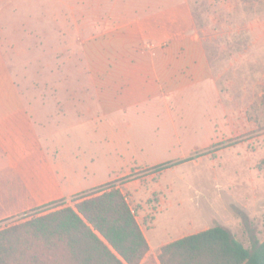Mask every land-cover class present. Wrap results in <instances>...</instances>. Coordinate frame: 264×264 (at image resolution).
Returning a JSON list of instances; mask_svg holds the SVG:
<instances>
[{"label": "rangeland", "instance_id": "1", "mask_svg": "<svg viewBox=\"0 0 264 264\" xmlns=\"http://www.w3.org/2000/svg\"><path fill=\"white\" fill-rule=\"evenodd\" d=\"M6 0L0 47L36 117L50 120L47 150L75 184L94 187L0 220V229L73 206L109 184L124 193L147 239L161 246L221 225L245 246L264 239V0ZM173 9L174 25L198 35L211 78L162 106L99 121L95 80L103 27L134 22L120 12ZM142 21V20H139ZM147 24L152 19L143 20ZM75 124L55 125L54 113ZM65 129V130H64ZM190 158L189 160H184ZM108 177H110L108 179Z\"/></svg>", "mask_w": 264, "mask_h": 264}, {"label": "crops", "instance_id": "2", "mask_svg": "<svg viewBox=\"0 0 264 264\" xmlns=\"http://www.w3.org/2000/svg\"><path fill=\"white\" fill-rule=\"evenodd\" d=\"M173 13L168 7L133 16L118 12L117 17H109L134 18V22L105 25L100 37L86 40L87 55L93 54L97 42L101 45V58L92 66L101 67L100 81L95 83L102 123L139 107L166 105L175 91L189 90L192 84L211 78L201 40L189 23L184 29L176 28ZM145 19L154 21L149 26ZM71 115L60 106L53 123L61 129L62 124L71 126L76 122ZM50 120L36 118L27 108L0 47V220L66 200L98 184H75L65 176L64 165L46 147L44 133ZM147 242L148 252L159 246Z\"/></svg>", "mask_w": 264, "mask_h": 264}, {"label": "trees", "instance_id": "3", "mask_svg": "<svg viewBox=\"0 0 264 264\" xmlns=\"http://www.w3.org/2000/svg\"><path fill=\"white\" fill-rule=\"evenodd\" d=\"M148 251L133 210L114 184L81 196L73 206L0 229V264H141ZM157 259L159 264H264V239L247 247L217 225L161 246Z\"/></svg>", "mask_w": 264, "mask_h": 264}]
</instances>
